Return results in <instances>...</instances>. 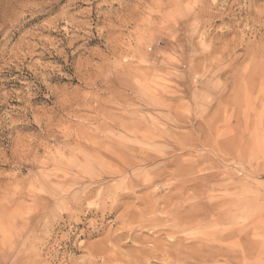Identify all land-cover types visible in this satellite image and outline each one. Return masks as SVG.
Listing matches in <instances>:
<instances>
[{"label": "clouds", "instance_id": "clouds-1", "mask_svg": "<svg viewBox=\"0 0 264 264\" xmlns=\"http://www.w3.org/2000/svg\"><path fill=\"white\" fill-rule=\"evenodd\" d=\"M0 264H264V0H0Z\"/></svg>", "mask_w": 264, "mask_h": 264}]
</instances>
